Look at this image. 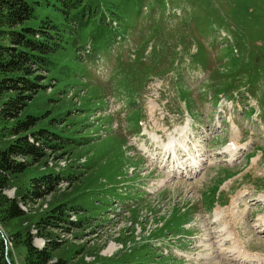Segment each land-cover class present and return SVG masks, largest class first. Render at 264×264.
<instances>
[{"label":"rangeland","instance_id":"rangeland-1","mask_svg":"<svg viewBox=\"0 0 264 264\" xmlns=\"http://www.w3.org/2000/svg\"><path fill=\"white\" fill-rule=\"evenodd\" d=\"M92 1L104 11L92 27L74 32L76 50L91 46V68L78 55V63L61 68L75 105L69 109L80 115L81 146L56 162L48 158L46 167L72 175L34 205L19 203L27 217L0 225L7 248L20 263L6 236L24 231L43 248L48 237L40 235L37 217L82 194L85 214L69 218L86 217L83 230L44 232L59 246L51 263L263 264L264 0ZM48 83L35 98L41 111L52 109L47 99L55 86ZM141 133L155 136L159 148ZM171 138H184L187 148L172 162L187 166L189 155L199 161L191 178H167L176 165L162 145ZM230 144L234 162L225 151ZM44 169L31 167L4 194L13 198ZM159 180L165 182L158 186ZM224 231L235 243L223 240ZM232 243L242 245L247 260Z\"/></svg>","mask_w":264,"mask_h":264},{"label":"trees","instance_id":"trees-1","mask_svg":"<svg viewBox=\"0 0 264 264\" xmlns=\"http://www.w3.org/2000/svg\"><path fill=\"white\" fill-rule=\"evenodd\" d=\"M95 2L0 0L1 227L6 228L11 221L27 217L19 203L34 205L51 195L62 179L70 180L72 174L46 167L48 158L56 162L61 156L72 154L79 144L81 146L75 139L81 133L76 130L75 123L80 115L74 116L69 109L75 105L71 96L67 98L69 90L65 88L69 79L61 68L65 62L78 63L75 28L77 25L83 29L90 28L92 22L99 19L104 10L94 5ZM42 9L50 12L40 14ZM105 12L119 23L118 17ZM58 17L61 18L59 22ZM49 80L55 86L47 99L52 109L41 111L43 105L40 102L36 104L35 98L51 86ZM31 109L36 111L31 112ZM39 165L45 168L43 173L30 178L22 189L18 187L16 196L9 198L4 194L19 175ZM86 187L84 185L82 190ZM81 196L79 194L73 201L57 205L37 217L40 235L48 237V242L41 249L32 245L28 231L9 233V237L5 233L6 238H11L8 242L12 243V250L19 249L20 263L0 236V264H8L7 258L9 264H66L61 260L51 263L53 252L59 246L44 232L69 229V226L81 229L86 217H78L75 222L69 218V213L85 211L82 201H78ZM120 263L126 264L124 261Z\"/></svg>","mask_w":264,"mask_h":264},{"label":"bare ground","instance_id":"bare-ground-1","mask_svg":"<svg viewBox=\"0 0 264 264\" xmlns=\"http://www.w3.org/2000/svg\"><path fill=\"white\" fill-rule=\"evenodd\" d=\"M187 129V128H186ZM182 131H184V130H182ZM151 138V137H150ZM152 139H153V141L155 142V141H158V139L155 137V136H153L152 137ZM182 140H180V141H177L176 139H172L171 138V140L170 141H168V143L166 144V145H162V147L164 148H162V150H164V152H165V154H169V155H171V164L173 165H181L182 166V168H183V166H185V162H180V158L179 159H177V161H173L172 162V157H173V159H175L176 157H177V150L178 149H183L184 148V150L186 149L187 150V148L184 146V142H185V140H184V138H181ZM160 143H162V141L160 140ZM145 150H146V148H145ZM185 150V151H186ZM185 151L183 152V151H181V152H183V153H185ZM225 151L228 153V159H229V161H231V159L234 157V155H235V152L237 151V149H236V147H235V145H233V144H230L226 149H225ZM188 153V152H187ZM190 153V152H189ZM198 153V152H197ZM189 155V154H188ZM199 155V154H198ZM152 158V157H151ZM189 158H190V160H189V165H187V166H185V168L184 169H187L188 168V170L187 171H185L184 173L186 174V175H188L189 173H196V172H198L199 171V166H200V163H199V161L196 159V158H193L192 156H190L189 155ZM234 159V158H233ZM194 169V170H193ZM189 172V173H188ZM225 230V229H224ZM225 232V231H224ZM231 236H233V234L232 233H230V232H225V234H223V240H228V238H230V240L231 241H233V243H235L234 242V237L233 238H231ZM232 243V244H233ZM234 245V244H233ZM231 250L232 251H236L237 252V254L239 255V258H243V259H246L247 257H244V256H246L247 255V252L245 251V250H243L242 249V245L240 244V243H238L237 245H234L232 248H231ZM244 255V256H242V255ZM238 255H237V257H238ZM235 256H236V254H235ZM247 260V259H246ZM259 262V261H258ZM261 262V264H262V261H260ZM264 262V261H263ZM254 264H255V262H254ZM264 264V263H263Z\"/></svg>","mask_w":264,"mask_h":264},{"label":"water","instance_id":"water-1","mask_svg":"<svg viewBox=\"0 0 264 264\" xmlns=\"http://www.w3.org/2000/svg\"><path fill=\"white\" fill-rule=\"evenodd\" d=\"M6 261L8 262V264H9V260L8 259H6Z\"/></svg>","mask_w":264,"mask_h":264}]
</instances>
